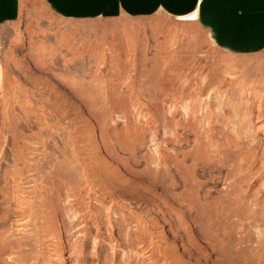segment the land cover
<instances>
[{"label": "rangeland", "instance_id": "1", "mask_svg": "<svg viewBox=\"0 0 264 264\" xmlns=\"http://www.w3.org/2000/svg\"><path fill=\"white\" fill-rule=\"evenodd\" d=\"M120 24L39 7L4 40L0 264H264V51L76 61Z\"/></svg>", "mask_w": 264, "mask_h": 264}, {"label": "crops", "instance_id": "2", "mask_svg": "<svg viewBox=\"0 0 264 264\" xmlns=\"http://www.w3.org/2000/svg\"><path fill=\"white\" fill-rule=\"evenodd\" d=\"M39 7L60 20L121 23L117 29L93 30L97 38L82 51V60H76L83 63H98V59L87 60L86 53L96 48L98 54L99 46L106 45L100 51L107 55V63H158L159 52L177 54L180 40L195 45L197 37L235 62L264 51V0H0V49L6 38H19L24 16H33ZM116 46L122 47L123 58ZM136 47H154L155 54L149 58ZM242 73L236 70L234 77ZM2 84L0 65V90Z\"/></svg>", "mask_w": 264, "mask_h": 264}]
</instances>
